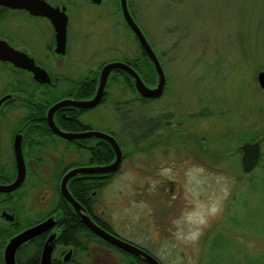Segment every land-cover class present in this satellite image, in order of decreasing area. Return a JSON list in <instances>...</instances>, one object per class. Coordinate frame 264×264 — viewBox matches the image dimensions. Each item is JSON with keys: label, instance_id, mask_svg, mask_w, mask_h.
I'll list each match as a JSON object with an SVG mask.
<instances>
[{"label": "rangeland", "instance_id": "rangeland-1", "mask_svg": "<svg viewBox=\"0 0 264 264\" xmlns=\"http://www.w3.org/2000/svg\"><path fill=\"white\" fill-rule=\"evenodd\" d=\"M113 2L117 7L118 0ZM128 2L137 24L160 58L165 90L159 99L141 103L125 75L111 77L107 83L110 95L80 116L81 122L93 130L117 133L118 143L127 155L122 171L98 192L95 211L107 223L108 231L146 248L161 264H264V91L256 77L264 71V0ZM94 8L88 3H83L82 8L74 7L67 57L59 61L41 46L32 49L37 62L54 75L57 71L71 75L68 66L74 60L80 70H88L103 59L141 57L142 49L127 28L121 30L120 38L112 36L111 25L115 21L122 24L119 16L114 19L103 15L96 22L87 19L86 14ZM51 64H55L56 70L51 69ZM4 70L0 92L11 90L7 82L13 80ZM155 83L156 73L155 82L147 84ZM65 86L63 83L53 89V94L60 97V89ZM211 99L218 110L206 114ZM113 104L119 105L120 111L130 109L132 115L165 114L170 125L152 134L146 142L131 144ZM15 121L10 112L0 118L5 131L4 146H8V131ZM177 122L176 129L182 135L196 132L204 136V130L211 135L217 128L219 135L228 138L222 144L214 137L207 138V146L212 152L233 153L227 155L225 168L235 169L227 172L223 160L214 166H220L217 173L209 174L204 167L195 166L161 171L158 165L162 161L175 163L178 149L183 153L185 147L178 144L179 136L175 138ZM258 139L261 162L250 172L243 171L242 181L237 183V147ZM189 143L195 144L192 140ZM67 152L73 155L74 147L69 146ZM81 160L85 162L82 157ZM143 168L164 173V178L175 184V205L168 201L174 199L165 195L167 190L172 192V185L167 187L160 179H149V175L140 173ZM54 169L56 172L57 168ZM193 181L200 188L188 183L194 184ZM224 188L228 207L222 205ZM35 204L29 203L28 208L33 209ZM19 211L20 221L28 218L21 201ZM108 249L110 255L104 256L105 264H126L124 260L133 259L116 248Z\"/></svg>", "mask_w": 264, "mask_h": 264}, {"label": "flooded vegetation", "instance_id": "flooded-vegetation-1", "mask_svg": "<svg viewBox=\"0 0 264 264\" xmlns=\"http://www.w3.org/2000/svg\"><path fill=\"white\" fill-rule=\"evenodd\" d=\"M126 2L130 15L136 22L129 8L128 0H126ZM20 3L29 5V8H15L0 3V41L5 42L13 49L26 53L30 58H32L36 65L47 71L49 75V82H40L34 78L32 72L22 67H17L11 62L0 60V77L5 71L4 69H6V74L11 75L13 78L12 81L7 82V86H10L7 88H10L11 90L4 89L3 91L5 92H0V118L6 117L10 112L11 116L16 119V121L14 122V126H12L8 131L10 133V141H8V146H4L3 144L5 131H3L2 129L3 122L0 123V184L9 185L15 180L18 173L13 148L15 136H18L20 138L21 154L25 166V176L22 183L18 187L9 192L0 191V264H5L4 249L13 236H16L27 228H30L47 220H49V222H47V229L45 231L26 240L17 247L14 252V260L16 264H40L43 248L49 239L51 240L52 244L50 264H105L106 257L104 256L107 255L108 257L110 255V253H108V248L115 249L116 246L98 236L87 226V224H85L82 218L75 212L73 206L64 198L60 189V184L63 175L69 170L79 167L94 168L109 165L114 161L115 153L113 159L108 163L96 164L93 161H87L88 157L85 161L84 158L86 156L84 155L87 154V152H85V147H93L96 146L95 144L99 140H106L95 136L74 137L71 139L61 137L57 135L50 127L47 119V112L54 103L63 99H91L94 96L98 86L101 68L105 64L112 61H120L126 64H129V62H127V59L125 57L122 59L114 60L103 59L94 68L90 67V69L88 70H83L84 68H82L80 70L77 67L78 65L76 64V60H74L68 66V68H70L71 70V72L69 73L71 75L60 74L58 73V71L54 75L52 74V71H50V69L44 67L40 62H37L36 56L33 53L32 49L35 47L43 46L49 49V52L53 54L59 61L67 57L68 42L73 32V28H71V25H73L72 21L74 19L73 16L75 11L73 9L77 5L82 8L83 3H88L91 6L96 7L92 12L90 11L88 14H86L88 16L87 19L92 20L93 22L98 21V19L102 18L103 15L112 17L114 19L116 16H119L123 25L120 23V21H118V23H115V21L111 25L112 36L115 39L120 38L121 30L123 28H127L133 35L134 33L131 31L124 20L120 7V0H118L117 7H114L113 0H99V2H94L93 0H83L82 3H80L79 0H21ZM45 5L57 8L58 12H64L67 16L65 52L63 54L56 53L55 51L57 46L56 30L50 18L45 14H42V11H45ZM99 6H101L102 8H100ZM93 26L94 25H91V28H93ZM105 40H107V38H105ZM154 53L161 63L157 53L155 51ZM145 56L147 57L146 54ZM130 66L135 69V67H133L132 65ZM51 69L56 70L55 64H51ZM116 70H118L117 74L121 75L120 71L122 70H111L105 82L103 96L97 105L103 103L110 95L107 91V83L110 80V77H112L116 73ZM125 75L128 80L130 79L133 82L129 74L125 73ZM139 76L141 77L140 74ZM141 79L150 88H153L156 84L155 83L153 86H149L143 79V77H141ZM63 83H66V86L60 89V93L62 94L60 97H58L59 95L53 94L55 92V90L53 89L59 87L60 85H63ZM91 85H95L93 92L90 95H86L89 92ZM135 91L137 93L136 99L141 103L159 99L163 95L162 93L159 97L149 98L140 95L136 89ZM22 94H25V96H22ZM52 94L53 97L51 98L50 96ZM126 102L127 101H125V104ZM97 105L86 109L72 105L62 106L54 111V122L57 127L69 133L78 134L88 131H98L93 130L90 125L84 124L80 120V116L85 111L95 108ZM113 108L114 112L116 113V117L120 120V122L122 123V127L126 130V136L128 139H130L131 144H134L133 142L137 139V137H139L141 141L146 142L152 134L163 128H167V126L170 125L169 123L164 121V125L162 128L148 135L150 127L152 128V120L150 119L165 114L146 115L137 113L135 115H132L130 109L129 111H127V109L120 111L119 105L116 104H113ZM43 110L45 112H43ZM217 110L218 109L215 107L214 101L211 99V104L210 106H207L206 114H215ZM59 115H61V117L64 119L65 124L59 123ZM242 118L243 115H241L240 120H242ZM133 125L135 126V128L131 127ZM178 126L179 122H177V125L175 126V138L179 136L180 141L178 144H181L182 146L185 145V147L183 148V153H180L178 149L177 153L179 154H177L178 157L175 163H165V161H162L158 165L162 168L161 171H163L164 169H170L173 171V169L175 170L176 168L178 170H186V168L195 166L202 169L205 168L204 170L208 171L209 174L217 173V171H220V166L216 168L214 166L220 164L223 160V169H226L227 172H232V169H235V167H231L230 169L225 168V164L227 163V155L233 153L222 154L219 152H212L210 151V146H207V138L212 139L214 137L216 138L217 142L221 141L220 144H222L224 139L228 138L224 135H219V133L221 132L216 131L217 128L215 132L211 131L209 133L211 135H207L205 130L204 136L200 134L196 135V132L182 135L181 132L176 129V127ZM138 127H141L142 129L139 131V133L141 132L142 134H145V136H141V133L140 136L134 135V133L136 132L134 131V129ZM101 132L110 134L118 143L119 137L117 133L110 131ZM186 140L188 142H186ZM190 140H192L195 144L189 143ZM242 144L237 147V152L235 153L236 159L239 160V164L236 163L237 169L235 181L237 183L242 181V174L244 171L242 164ZM69 146L74 147L75 153L73 155H68L67 151L69 149ZM120 149L121 160L118 168L115 171L86 174L106 176L110 173L116 174L118 172H121L122 165L126 160L127 155L123 151L121 146ZM4 154H6V156L9 155V157H4ZM81 157L85 162H80L82 161ZM261 159L262 152L256 166L261 162ZM145 165L148 164L146 163ZM54 168H57L56 172ZM149 169L143 168L139 169V171L143 175H149V179H160L162 183L167 184V187H170L172 185V192H169L167 190L165 192V195L168 199H174V201H168L173 202V204L175 205V184L173 186L169 179L164 178V173H159L157 171L153 172L154 169ZM82 174L85 173H79L76 175ZM221 174L224 175L223 172H221ZM228 175L231 176V174ZM73 176H71L70 178H72ZM70 178L67 181V189L70 192L71 196L79 204H81V206L85 209L90 219L94 223L99 225L104 230H107V223L100 219L99 214H97L99 212H96L94 209L98 197L96 198V200H94L92 205L90 204V202L92 201L91 197L94 196L96 192V190L93 188L94 185L89 186V188H91L89 194L91 197L88 195L86 196V199H83L80 196L75 197L68 187ZM143 179L144 181L148 180L146 178ZM188 183H190V185L194 186V188L196 189L200 188V186L196 182H194V184H191V182ZM178 185L180 186V183H178ZM142 187H144V184ZM225 190V188L221 190V197L224 198L222 205L223 207H228V201H226L228 199V195H224L222 193V191H224L225 193ZM20 201L25 212L30 209L28 208L29 203H36V206L33 209H30L29 212H26L28 214V218L21 221L19 218ZM224 201L226 202L224 203ZM68 206L72 209L75 216L67 215V212L70 211V208ZM141 248L148 252L146 248ZM133 259L130 261L126 259L124 261L126 262V264H132ZM134 264L139 263L135 262Z\"/></svg>", "mask_w": 264, "mask_h": 264}, {"label": "water", "instance_id": "water-1", "mask_svg": "<svg viewBox=\"0 0 264 264\" xmlns=\"http://www.w3.org/2000/svg\"><path fill=\"white\" fill-rule=\"evenodd\" d=\"M93 1L99 2V0H93ZM20 2L21 0H0L1 4H5L10 7L29 8V5L22 4ZM120 7H121L122 14H123L126 24L131 29V31L134 33L135 37L137 38L139 42L140 47L143 49V52L147 55L151 64L154 67V70L156 73L155 86L153 88L148 87L143 82V80L141 79L137 71L134 68H132L129 64H126L120 61H112V62L105 64L101 68L98 86H97L94 96L91 99H88V100H71V99L60 100L54 103L48 109L47 119L53 131L61 137L68 138V139H71L74 137H87V136L99 137V138L105 139L112 146L114 153H115V159L109 165L99 166V167H94V168H80L79 167V168L69 170L67 173H65L61 179V184H60V189H61V192L64 198L73 206L75 212L82 218L85 224H87V226L93 232H95L98 236L110 242L112 245L142 258L144 261H146L149 264H160V262L155 256H153L152 254H150L143 248L129 241L123 240L122 238L114 234H111L107 230H104L99 225L94 223L90 219L85 209L81 206V204H79L71 196L70 192L67 189V181L73 175H76L79 173L86 174V173H104V172L115 171L118 168L120 160H121V149L117 141L110 134H107L101 131H88V132L78 133V134L63 131L62 129L57 127V125L54 122V118H53L54 111L62 106L72 105V106H77V107L86 109V108H91L97 105L103 96L105 82L107 80V77L109 73L111 72V70L113 69H120L124 71L125 73L129 74L133 80L135 89L142 96L149 97V98H156V97H159L163 93V90L165 88V83H166V77H165L164 70L158 58L156 57L153 49L151 48L150 44L145 38L143 32L141 31L139 26L136 24V22L133 20L132 16L130 15L126 0H120ZM44 10L45 11H42V14H45L47 17L50 18L56 30L57 46H56L55 51L56 53L63 54L65 52L67 16L64 12H58L57 8H53L48 5H45ZM0 60L11 62L13 65L17 67H22L32 72L34 75V78L40 82H49V75L45 69L36 65L34 60L30 58L26 53L13 49L12 47L8 46V44H6L3 41H0ZM256 77H257V82L260 88L264 91V71H259ZM13 148H14L15 160L17 164L18 173H17L15 180L9 185L0 184V191H3V192H9L15 189L16 187H18L22 183L24 176H25V166H24V161H23V157L21 154V142L18 136H15L14 138ZM241 149L243 151V156H242L243 170L245 172H249L256 166L260 158V154H261L260 140L258 139L253 142L246 141L242 144ZM47 222H49V220L43 221L42 223H39L35 226L27 228L24 231L17 234L16 236H13L4 249L5 264H16L14 260V252L17 249V247L21 243L35 236L36 234H39L45 231L47 229ZM51 250H52V244H51V240L49 239L43 248L40 264L50 263Z\"/></svg>", "mask_w": 264, "mask_h": 264}, {"label": "trees", "instance_id": "trees-1", "mask_svg": "<svg viewBox=\"0 0 264 264\" xmlns=\"http://www.w3.org/2000/svg\"><path fill=\"white\" fill-rule=\"evenodd\" d=\"M127 62H129V64L132 65L133 67H135V69L138 71L137 73L140 74L141 77H143V79L146 81V83L153 84L155 82L154 68H153L150 60L145 56L143 51H142L141 57H138L136 59L135 58L134 59H127ZM117 71L118 70L115 71L116 73L112 76V78L110 77L111 79H115L116 76H118ZM120 73L122 75H125L124 71L123 72L120 71ZM130 82H131V86H132L133 90H135L133 82L131 80H130ZM94 87H95V85H91L90 90L86 95L92 94ZM43 112H45V111L43 110ZM27 118H29V117H27ZM166 119H167V116H165V115H159L158 117L151 118L150 120H152V123H151L152 128L150 127V131H149L148 135H150L151 133L155 132L156 130H159L160 128H162L164 125V121H166ZM58 121L60 124H65L64 119L61 117V115L58 116ZM140 130H142L141 127L134 129V131H136L134 133V135L140 136V133H141V132L139 133ZM141 136H145V134L141 133ZM263 138H264V136L262 137V140H263ZM140 141L141 140L139 139V137H137V139L134 140L133 143L137 144ZM95 145L96 146H93V147L92 146L85 147V149H86L85 152H87L86 157H88L87 161H93L96 164H102V163H108L113 159L114 152H113L111 146L109 145V143H107L106 141H103V140H99L98 142H96ZM114 176H115V173H110L106 176L94 175V174L76 175V176H73L72 178H70V180L68 182V187L75 197L80 196L81 198L86 199L87 195L90 196L89 194H90L91 188H89V186L94 185L93 188L96 190L95 195L92 197L90 196L92 198V201L90 202V204L92 205L94 200H96V198L98 197V192L107 183H109ZM70 211L67 212V215H69V216L74 215L75 216V214L73 213L71 208H70ZM115 248L118 251H120L121 253L126 254V255H130L132 258H134L135 261H132V264H134L135 262L139 263V264H149L146 261H144L142 258H140L136 255L128 253V252H126L122 249H119L117 247H115Z\"/></svg>", "mask_w": 264, "mask_h": 264}, {"label": "bare ground", "instance_id": "bare-ground-1", "mask_svg": "<svg viewBox=\"0 0 264 264\" xmlns=\"http://www.w3.org/2000/svg\"><path fill=\"white\" fill-rule=\"evenodd\" d=\"M36 235H38V234H36ZM36 235H35V236H36ZM33 237H34V236H33ZM50 258H51V255H50ZM49 264H50V263H49Z\"/></svg>", "mask_w": 264, "mask_h": 264}]
</instances>
